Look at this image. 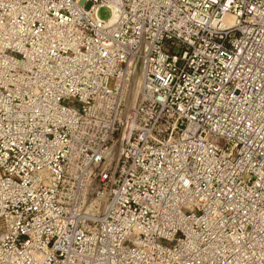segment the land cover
<instances>
[{"label": "built area", "instance_id": "obj_1", "mask_svg": "<svg viewBox=\"0 0 264 264\" xmlns=\"http://www.w3.org/2000/svg\"><path fill=\"white\" fill-rule=\"evenodd\" d=\"M0 264H264V0H0Z\"/></svg>", "mask_w": 264, "mask_h": 264}, {"label": "rangeland", "instance_id": "obj_2", "mask_svg": "<svg viewBox=\"0 0 264 264\" xmlns=\"http://www.w3.org/2000/svg\"><path fill=\"white\" fill-rule=\"evenodd\" d=\"M98 14L101 18L105 19L109 16V10L106 7H102L99 9ZM109 84H112V80L109 82Z\"/></svg>", "mask_w": 264, "mask_h": 264}]
</instances>
